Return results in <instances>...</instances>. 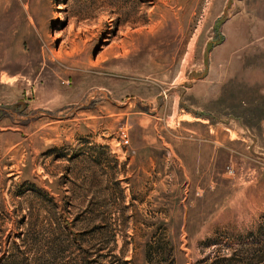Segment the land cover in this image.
Returning a JSON list of instances; mask_svg holds the SVG:
<instances>
[{
	"label": "rangeland",
	"instance_id": "1",
	"mask_svg": "<svg viewBox=\"0 0 264 264\" xmlns=\"http://www.w3.org/2000/svg\"><path fill=\"white\" fill-rule=\"evenodd\" d=\"M252 11L0 0V264H264Z\"/></svg>",
	"mask_w": 264,
	"mask_h": 264
},
{
	"label": "crops",
	"instance_id": "2",
	"mask_svg": "<svg viewBox=\"0 0 264 264\" xmlns=\"http://www.w3.org/2000/svg\"><path fill=\"white\" fill-rule=\"evenodd\" d=\"M234 30L242 37L239 42H264V12H246L235 20Z\"/></svg>",
	"mask_w": 264,
	"mask_h": 264
},
{
	"label": "bare ground",
	"instance_id": "3",
	"mask_svg": "<svg viewBox=\"0 0 264 264\" xmlns=\"http://www.w3.org/2000/svg\"><path fill=\"white\" fill-rule=\"evenodd\" d=\"M77 50H78V48L75 46L70 52L67 53L68 56L73 55ZM53 55H54L55 57H59V55L57 54V52H56V53L53 52Z\"/></svg>",
	"mask_w": 264,
	"mask_h": 264
}]
</instances>
